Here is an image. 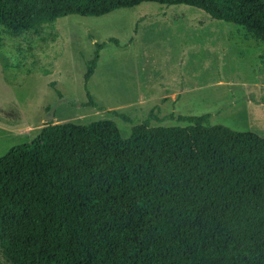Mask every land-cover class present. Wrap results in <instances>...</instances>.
Returning a JSON list of instances; mask_svg holds the SVG:
<instances>
[{"label": "trees", "instance_id": "trees-1", "mask_svg": "<svg viewBox=\"0 0 264 264\" xmlns=\"http://www.w3.org/2000/svg\"><path fill=\"white\" fill-rule=\"evenodd\" d=\"M142 3L191 6L264 41V0H0V32ZM107 43L119 45L95 42L84 74L85 105L98 111L88 82ZM209 118L147 120L126 139L110 120L44 124L0 157L5 264H264V138Z\"/></svg>", "mask_w": 264, "mask_h": 264}, {"label": "rangeland", "instance_id": "rangeland-1", "mask_svg": "<svg viewBox=\"0 0 264 264\" xmlns=\"http://www.w3.org/2000/svg\"><path fill=\"white\" fill-rule=\"evenodd\" d=\"M109 38L119 45L100 51L88 82L98 111L85 105L84 74L94 43ZM175 89L183 90L176 102L161 98ZM51 114L54 124L113 121L123 139L147 120L186 127L179 116L208 114L210 126L264 138V41L197 8L157 3L69 15L38 33L0 32V157L30 142Z\"/></svg>", "mask_w": 264, "mask_h": 264}, {"label": "crops", "instance_id": "crops-1", "mask_svg": "<svg viewBox=\"0 0 264 264\" xmlns=\"http://www.w3.org/2000/svg\"><path fill=\"white\" fill-rule=\"evenodd\" d=\"M180 92H183V90H172L170 93L169 91H163L164 95L161 97L163 99H170L173 102H176L181 95Z\"/></svg>", "mask_w": 264, "mask_h": 264}, {"label": "water", "instance_id": "water-1", "mask_svg": "<svg viewBox=\"0 0 264 264\" xmlns=\"http://www.w3.org/2000/svg\"><path fill=\"white\" fill-rule=\"evenodd\" d=\"M53 119H54V118H53V116H52V114H51L50 120L46 121V123L52 122Z\"/></svg>", "mask_w": 264, "mask_h": 264}]
</instances>
